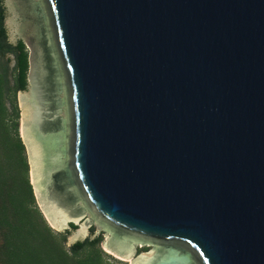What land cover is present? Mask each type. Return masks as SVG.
Here are the masks:
<instances>
[{"label":"water","instance_id":"obj_1","mask_svg":"<svg viewBox=\"0 0 264 264\" xmlns=\"http://www.w3.org/2000/svg\"><path fill=\"white\" fill-rule=\"evenodd\" d=\"M4 7L30 185L77 226L67 246L105 231L131 264H264V0Z\"/></svg>","mask_w":264,"mask_h":264},{"label":"trees","instance_id":"obj_2","mask_svg":"<svg viewBox=\"0 0 264 264\" xmlns=\"http://www.w3.org/2000/svg\"><path fill=\"white\" fill-rule=\"evenodd\" d=\"M5 19L0 0V264H110L100 249L101 236L90 234L67 246L77 226L56 233L36 207L16 102L28 87V51L20 39L9 42Z\"/></svg>","mask_w":264,"mask_h":264},{"label":"rangeland","instance_id":"obj_3","mask_svg":"<svg viewBox=\"0 0 264 264\" xmlns=\"http://www.w3.org/2000/svg\"><path fill=\"white\" fill-rule=\"evenodd\" d=\"M10 59H12L10 57ZM13 62L11 60V63H10V66H12ZM16 102H17V107H18V110H19V120H18V126H19V129H18V132H19V137L21 136V133H22V117H21V110H20V105H19V102H18V94L16 96ZM22 143L24 144V147L26 148L25 146V143L23 141V139H21ZM27 156V155H26ZM29 159V157H28ZM31 177V175H30ZM32 179V178H31ZM29 182H30V179H29ZM33 190V189H32ZM33 195H34V198H35V204H36V207L37 209L39 210V212L41 213L42 217L44 218L45 222L47 223V225L56 233L57 230L50 224L49 220L47 219V217L44 215L41 207L39 206L38 202H37V199H36V196H35V191H33ZM104 234H106L105 231H99L98 235L97 236H101L102 237V242L105 241V237L103 236ZM96 236V237H97ZM100 249L101 251L103 252V254L105 255V257L107 258L106 260L110 263V264H131V260H125V259H122L110 252H108L104 247H103V244L101 243L100 245ZM151 250L150 246H146V245H141V244H137L136 245V250H135V254L134 256L132 257V259H135L136 257H138L141 253H147Z\"/></svg>","mask_w":264,"mask_h":264},{"label":"flooded vegetation","instance_id":"obj_4","mask_svg":"<svg viewBox=\"0 0 264 264\" xmlns=\"http://www.w3.org/2000/svg\"><path fill=\"white\" fill-rule=\"evenodd\" d=\"M58 124L60 125V123H58ZM64 133H65V128H64ZM57 177H58V175L55 174V177H54L55 183H56V184H60V183L57 181ZM150 248H151V250H152L153 248L157 249L158 247H157V246H154V245H150Z\"/></svg>","mask_w":264,"mask_h":264},{"label":"bare ground","instance_id":"obj_5","mask_svg":"<svg viewBox=\"0 0 264 264\" xmlns=\"http://www.w3.org/2000/svg\"><path fill=\"white\" fill-rule=\"evenodd\" d=\"M21 137H22V139H23V136H22V133H21ZM24 141V140H23ZM31 181H32V179H31ZM51 224V223H50Z\"/></svg>","mask_w":264,"mask_h":264}]
</instances>
